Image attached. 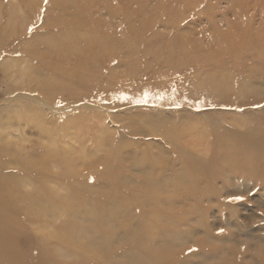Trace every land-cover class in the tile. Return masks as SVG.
<instances>
[{
    "label": "rangeland",
    "instance_id": "rangeland-1",
    "mask_svg": "<svg viewBox=\"0 0 264 264\" xmlns=\"http://www.w3.org/2000/svg\"><path fill=\"white\" fill-rule=\"evenodd\" d=\"M255 2L0 0V264H131L130 253L176 264L205 231L224 230L254 252L264 189L242 171L206 176L196 165L212 154L216 123L264 122V79L239 88L250 73L236 70L264 61L237 43L248 25L238 10ZM42 31L49 38L4 51ZM184 125L172 151L163 131ZM186 168L188 188L211 193L174 199L168 212ZM147 194L165 204L146 205ZM195 203L201 215L182 219ZM178 235L187 239L158 243ZM189 257L181 264L199 260Z\"/></svg>",
    "mask_w": 264,
    "mask_h": 264
},
{
    "label": "bare ground",
    "instance_id": "bare-ground-1",
    "mask_svg": "<svg viewBox=\"0 0 264 264\" xmlns=\"http://www.w3.org/2000/svg\"><path fill=\"white\" fill-rule=\"evenodd\" d=\"M255 1H259V2L262 1V2L261 4H257L259 2H255L253 3L252 6H250L251 3L250 4L248 3V4H245L247 5V6H244L245 8L244 7L243 9L241 8V11L238 10L239 14L240 13L241 14L243 13L242 15H244V13L246 14V17L248 18L247 19L248 25L245 28L244 33L242 32V40L237 41V43L243 44L246 47L247 46L253 47V44H254L255 45L253 47L255 49L254 58L256 57L257 63H258L264 57V23L262 22L264 20L263 19L264 18V8H263L264 4H263V0H255ZM249 7L251 8L249 9ZM249 12H252V14H250ZM256 16L257 17L259 16V22L257 23V27H254L252 25V19ZM38 36H46L47 38H49L46 32H43V31L39 33L35 32L33 33V35L26 36L25 41L21 40L14 47L7 46L6 48H4V51L12 52V51L17 50L18 49L17 47L19 45L21 48V46H23V43L31 44L32 42H34V40ZM44 47L47 49L50 48L48 47V45H44ZM256 59L254 60L256 61ZM194 63H195V70L196 68L202 67V64L204 66L207 65V63L204 61H200V62L195 61ZM217 63H220V62H218L217 60ZM172 66H173L172 69L176 71V69H174L175 65L173 64ZM236 67L237 65L235 66V68ZM254 67H255V64H251L250 66H242V68H236V70H238L239 72L243 71L244 73L246 72L250 73L249 76L241 80V84L239 85V88H242V87L254 88L256 84H258L259 82L257 79L259 80L264 79V61L260 67L258 66H256L258 68H254ZM259 84L261 85L262 83L260 82ZM246 105H249V104H246ZM67 107L68 105L65 106L64 108H67ZM223 121L227 122V126L222 127L220 123L215 124L213 133H212V140L209 143V149L212 151V154L209 159L199 160V163H197L198 166L196 165L197 168H200V170L198 171H200L202 175L205 174L206 176H210V175L217 176V174L228 175L235 171H242L244 176H247L248 178H252V179H257L256 180L257 184L261 186L262 189H264V122L258 125L247 124L245 128L242 127L244 128L243 130H240L239 128L240 126H243V124H235L226 119H223ZM235 126H237L238 128H235ZM134 128H136V126ZM187 129L188 130L191 129L189 125H184L182 129H180V132H176L177 134L172 131H166V132L163 131V133H165L164 135L166 137V141H167L166 143L169 146V148H171L172 151H174L173 149L177 147V145L175 144V138H177L178 135H183L184 133H186ZM181 152L183 155L182 158L186 161V165L188 167L190 166L193 167L190 157L188 155H185L183 151ZM49 154H55V153L52 150H49ZM56 156L57 155H53V157H56ZM60 156H64V159L66 157L65 154L60 155ZM118 159H119V156H118ZM144 162H149V161L145 160ZM25 165H27L26 161L23 162L24 168H25ZM203 168L207 169V171L205 172ZM188 171H189L188 168H186V172L182 173L183 185H180L179 188L175 186V188H173L172 190L173 194L168 196V200L170 202V203L168 202V205H167V207H169L167 209L168 212H169V209L170 211L173 210V205L175 203V201H173L174 199H180L185 196H186L185 198H187L188 196L193 197L195 195L196 196L201 195L200 197H203L211 193V188H208V187L203 188V189H198V188L193 189L192 188V190H190L188 188L189 186L188 183H189V180L193 178L189 176L191 174ZM196 175L199 177L201 174L197 173ZM151 183L153 182L146 183V185L144 186L145 191L147 192L149 191ZM178 192L180 193V197L176 198L179 195ZM147 195L148 196L145 201L146 205H154L155 203H157L160 207H162L165 204L163 203L162 205H160L161 201H159L154 196V194H147ZM115 196L116 195L112 193V200H106V206L103 208V210L108 211V210L113 209V205H114L113 200L115 201ZM150 198L152 199L149 200ZM0 201H2L1 197H0ZM141 206H142L141 208L143 209L150 208V207L144 206L143 202H141ZM201 213H202L201 207L198 205V203L191 204L186 214L182 215V219L197 217V215H201ZM120 214L122 213L115 212L113 219L117 220V218L121 216ZM131 227H135V226L131 225ZM166 227H169L168 224H166ZM5 231L7 232V230ZM235 234H236L235 231L233 232L230 230H224L223 232L216 234V235H211V233L205 231L204 236H203L204 238L197 241V245H196L197 250L189 251V253H187L185 261L184 260L178 261L176 264L191 262V259L189 257L190 255H193L199 258L196 264H264V232L258 237L255 248H254V252L252 253L249 251L248 245H246L245 243L239 244L238 242L237 244H235V241H236V239H234ZM186 239H187V236L185 237L181 235H178V239L176 240H172L170 236H163L158 241V243L162 246L164 245L168 246L169 244L184 241ZM145 244L152 245V242L145 241ZM246 258H250L249 263L245 261ZM126 259L129 261H132L131 264H145L148 261V260H145V257H142L140 255L139 256L132 255V253L127 254Z\"/></svg>",
    "mask_w": 264,
    "mask_h": 264
},
{
    "label": "snow or ice",
    "instance_id": "snow-or-ice-1",
    "mask_svg": "<svg viewBox=\"0 0 264 264\" xmlns=\"http://www.w3.org/2000/svg\"><path fill=\"white\" fill-rule=\"evenodd\" d=\"M232 199L235 200V201H240V200L243 199V197H241V196H235V197H233ZM221 231H222V230H221Z\"/></svg>",
    "mask_w": 264,
    "mask_h": 264
}]
</instances>
